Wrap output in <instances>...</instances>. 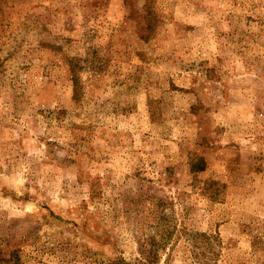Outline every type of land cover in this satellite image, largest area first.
<instances>
[{"label":"rangeland","instance_id":"rangeland-1","mask_svg":"<svg viewBox=\"0 0 264 264\" xmlns=\"http://www.w3.org/2000/svg\"><path fill=\"white\" fill-rule=\"evenodd\" d=\"M149 249L264 264V0H0V264Z\"/></svg>","mask_w":264,"mask_h":264},{"label":"trees","instance_id":"trees-1","mask_svg":"<svg viewBox=\"0 0 264 264\" xmlns=\"http://www.w3.org/2000/svg\"><path fill=\"white\" fill-rule=\"evenodd\" d=\"M72 81H73V87H74V90H75V92H76V90H77V88H78V79L75 77V76H72ZM76 95V94H75ZM191 171H195L194 170V168H191ZM146 258H150L151 259V261L148 263L147 261V259H144L145 261V264H155V263H152V258L153 259H155V254H154V250H151V249H149L148 251H147V255H146ZM122 264H123V262H122Z\"/></svg>","mask_w":264,"mask_h":264}]
</instances>
